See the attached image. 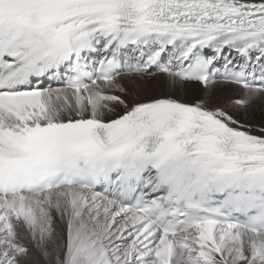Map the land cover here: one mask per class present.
Masks as SVG:
<instances>
[{
	"label": "snow or ice",
	"instance_id": "obj_1",
	"mask_svg": "<svg viewBox=\"0 0 264 264\" xmlns=\"http://www.w3.org/2000/svg\"><path fill=\"white\" fill-rule=\"evenodd\" d=\"M0 264H264V0H0Z\"/></svg>",
	"mask_w": 264,
	"mask_h": 264
},
{
	"label": "bare ground",
	"instance_id": "obj_2",
	"mask_svg": "<svg viewBox=\"0 0 264 264\" xmlns=\"http://www.w3.org/2000/svg\"><path fill=\"white\" fill-rule=\"evenodd\" d=\"M142 87L149 94H154V93H156L159 90V85H158L157 81L152 80V79H149L146 82H144L142 84ZM228 90H224V93H227ZM201 94H202V88H201V86L200 85L193 84L187 90V94L186 95L185 94H180V98H183V99H191L193 96H198V95H201Z\"/></svg>",
	"mask_w": 264,
	"mask_h": 264
},
{
	"label": "rangeland",
	"instance_id": "obj_3",
	"mask_svg": "<svg viewBox=\"0 0 264 264\" xmlns=\"http://www.w3.org/2000/svg\"><path fill=\"white\" fill-rule=\"evenodd\" d=\"M231 91H232V89H229L228 92H227V93H224V94L227 95V94H228L229 92H231ZM258 111H259V110H257V112H256V115H257L256 118H257V120H258L259 115H260Z\"/></svg>",
	"mask_w": 264,
	"mask_h": 264
}]
</instances>
